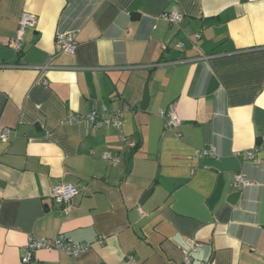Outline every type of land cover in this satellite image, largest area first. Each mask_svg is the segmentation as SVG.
<instances>
[{
	"label": "crops",
	"instance_id": "crops-1",
	"mask_svg": "<svg viewBox=\"0 0 264 264\" xmlns=\"http://www.w3.org/2000/svg\"><path fill=\"white\" fill-rule=\"evenodd\" d=\"M172 10L185 25L160 18ZM23 12L38 22L18 52ZM69 31L73 55L56 45ZM94 106L128 109L122 132L65 122ZM4 129L0 264L60 235L92 248L29 264H264V0H0ZM210 147L218 157L197 156ZM236 174L250 185L235 189ZM58 183L79 191L68 214ZM190 239L202 247L186 255Z\"/></svg>",
	"mask_w": 264,
	"mask_h": 264
},
{
	"label": "built area",
	"instance_id": "built-area-1",
	"mask_svg": "<svg viewBox=\"0 0 264 264\" xmlns=\"http://www.w3.org/2000/svg\"><path fill=\"white\" fill-rule=\"evenodd\" d=\"M160 18L167 21L171 25H181L185 21V16L177 11H168L163 13ZM38 22L36 15L28 12H23L20 20L17 35L14 39L10 41V45L14 47L18 52H21L24 47V40L26 31L29 27H34ZM196 38H200L197 34ZM56 45L59 53L75 54L78 48L77 33L75 31H69L65 33H59L56 36ZM181 47H184L183 43H179ZM128 109H122L117 112L111 113L107 107H97L94 106L85 115H69L66 119L67 124L71 125H88L91 128H115L122 132V117ZM162 118H164L166 127H176L179 125L180 121L175 112L174 107H170L167 111H162ZM12 133L11 129H4L0 135L2 141H7ZM240 156L247 158L254 163L258 164L260 162L257 157L256 151H244L239 153ZM198 157L201 156H211L218 157L217 150L214 147L205 148L197 153ZM105 160H110L113 163L119 161L118 157L109 154L103 155ZM250 182L247 181L242 175L236 174L234 176L233 186L235 189H240L245 186H249ZM78 189L76 186L69 183H58L53 186L51 191V197L55 203L63 207L65 214L69 213V208L73 203V199L78 194ZM102 240L99 241L101 243ZM188 250L185 254L197 252L201 247L202 243L190 239L187 241ZM92 248L91 243L78 242L72 238L66 237L65 235H60L54 239H39L35 237H30L27 244V250L22 257V261L25 264H29L34 259V254L37 251H48V252H61L65 253L70 257H79L84 253L88 252ZM184 264H192V259L188 256L186 257Z\"/></svg>",
	"mask_w": 264,
	"mask_h": 264
},
{
	"label": "water",
	"instance_id": "water-1",
	"mask_svg": "<svg viewBox=\"0 0 264 264\" xmlns=\"http://www.w3.org/2000/svg\"><path fill=\"white\" fill-rule=\"evenodd\" d=\"M186 24V20L184 21V25ZM148 102V90H146V93H145V97H144V105L142 106L143 108H145L146 104ZM152 192V189L149 190L145 195L144 197L142 198V201L141 203H143L146 198L150 195V193ZM238 200V195H233L232 198H231V202H236Z\"/></svg>",
	"mask_w": 264,
	"mask_h": 264
}]
</instances>
